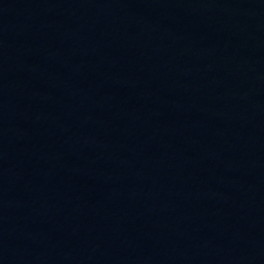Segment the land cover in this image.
I'll list each match as a JSON object with an SVG mask.
<instances>
[{
	"label": "water",
	"instance_id": "water-1",
	"mask_svg": "<svg viewBox=\"0 0 264 264\" xmlns=\"http://www.w3.org/2000/svg\"><path fill=\"white\" fill-rule=\"evenodd\" d=\"M0 264H264V0H0Z\"/></svg>",
	"mask_w": 264,
	"mask_h": 264
}]
</instances>
